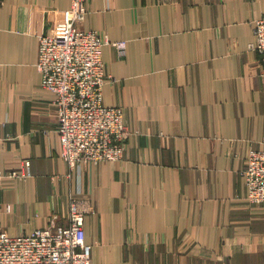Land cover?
Wrapping results in <instances>:
<instances>
[{"label":"crops","instance_id":"0c3cea01","mask_svg":"<svg viewBox=\"0 0 264 264\" xmlns=\"http://www.w3.org/2000/svg\"><path fill=\"white\" fill-rule=\"evenodd\" d=\"M71 1L0 0V231L67 224L77 198L93 210L92 264H264V205L247 203L241 174L264 143L250 49L264 0H86L80 28L109 40L104 103L124 108L130 133L121 160L81 176L36 67Z\"/></svg>","mask_w":264,"mask_h":264},{"label":"built area","instance_id":"2783aa9c","mask_svg":"<svg viewBox=\"0 0 264 264\" xmlns=\"http://www.w3.org/2000/svg\"><path fill=\"white\" fill-rule=\"evenodd\" d=\"M86 0H72L61 12L53 33L40 36L36 67L42 86L55 94L61 155L71 169L124 157L129 130L124 109L106 105L103 47L108 38L97 30L82 29ZM250 49L261 56L264 72V13L256 20ZM120 50L124 42L114 43ZM247 203L264 205V143L252 148L242 169ZM11 175H24L12 171ZM5 174L0 170V189ZM92 208L77 198L69 202L67 224L52 221L31 232L10 235L0 231V264H92V244L86 240L85 217Z\"/></svg>","mask_w":264,"mask_h":264},{"label":"rangeland","instance_id":"374dc122","mask_svg":"<svg viewBox=\"0 0 264 264\" xmlns=\"http://www.w3.org/2000/svg\"><path fill=\"white\" fill-rule=\"evenodd\" d=\"M118 106V105H117ZM123 108V107H122ZM124 109V108H123ZM125 155V154H124ZM121 160V159H120ZM118 161V160H117ZM106 162H108V161H106ZM93 250V249H92Z\"/></svg>","mask_w":264,"mask_h":264}]
</instances>
